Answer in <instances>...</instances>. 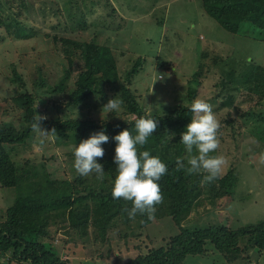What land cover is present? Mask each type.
<instances>
[{"label": "rangeland", "instance_id": "374dc122", "mask_svg": "<svg viewBox=\"0 0 264 264\" xmlns=\"http://www.w3.org/2000/svg\"><path fill=\"white\" fill-rule=\"evenodd\" d=\"M0 14L13 33L24 28L30 34L28 39L15 40L13 33L0 30L3 129L12 125L25 128V100L11 80L13 69L22 77L28 93L33 94L39 69L52 82L63 74L66 61L62 38L108 45L123 83L137 59L143 58L131 87L148 114L166 115L173 108L191 104L187 93L194 87V99L209 103L219 122V146L215 151L225 161L219 175L234 169L237 186L230 196L221 197L215 190L216 182L205 178L199 185L200 194L179 216L180 225L188 229L223 225L235 230L264 220V122L261 116L239 117L226 104L229 93L224 87L226 81L230 82L227 74L234 71L233 81L242 88L235 106L242 101L243 110H257L254 100L246 102L251 94L248 87L253 83L244 82L253 69L264 68V37H259L260 30L244 27L237 34L226 31L205 14L201 0H0ZM75 67L71 84L80 70ZM115 97L121 100L119 90L107 88L87 106L57 112L54 103H65L63 98L53 96L49 100L38 95L33 107L36 119L39 115L42 120L89 119L101 124L133 119L127 116L123 103L118 113L102 110ZM75 145L70 140L60 143L49 133L38 131L28 143L8 146L6 151L19 167L28 164L35 172L44 164L53 178L73 182L79 176L69 157ZM187 154L184 148V157ZM93 176L81 178L91 181ZM190 184L193 186V182ZM15 200L16 188L0 185V221ZM178 232L175 220L165 214L145 227L137 221L119 223L105 235L94 228L82 235L68 223L58 221L43 240L52 243L68 264H127L165 246ZM208 254L186 264H225L218 259L220 255ZM11 258V253L0 255V264H17ZM230 264H264V252L255 250L249 257L247 251Z\"/></svg>", "mask_w": 264, "mask_h": 264}, {"label": "trees", "instance_id": "16d2710c", "mask_svg": "<svg viewBox=\"0 0 264 264\" xmlns=\"http://www.w3.org/2000/svg\"><path fill=\"white\" fill-rule=\"evenodd\" d=\"M201 3L205 14L226 31L237 34L244 27H250L260 30L259 37H264V0H201ZM1 29L13 33L12 28L5 25L0 14ZM13 35L15 40L28 39L30 36L24 28L17 29ZM61 42L64 45L66 61L63 74L52 82L39 69L37 80L33 84V94L28 93L22 77L13 69L11 80L25 100L26 115L22 118L25 124L23 129L13 125L3 129L0 124V185L16 188L15 204L7 209L5 219L0 221V255L11 253L12 262L17 264H68L52 243L43 240L50 236V227L58 224V221L68 223L72 230L82 235L87 234L91 228L105 235L108 229L119 223L129 224L137 221L145 227L150 225L154 218H162L165 214L175 220L179 232L171 237L165 246L139 255L127 264H186L190 259L200 258L208 253L218 254L219 260L230 264L247 251L249 257L255 250L264 252V220L235 230L223 225L188 229L182 227L178 221L179 216L200 194L199 185L207 176L203 171L187 174L176 167L178 157L186 163L189 155L184 157V146L179 141L180 134L193 117L189 110L191 104L173 108L166 115L148 114L131 87L139 74L143 58L137 59L126 73L123 83L110 46L63 38ZM74 65L79 66L80 70L71 84ZM227 77L230 82L226 81L224 87L228 88L229 102L225 103L235 109L241 118L254 119L261 116L260 119L264 122V110H261L264 103V68L253 69L245 76L244 83H253L248 87L251 94L246 102L254 100L258 108L260 107L257 110H243L242 101L235 106L242 88L233 81L234 71L229 72ZM107 88L119 90L127 116L133 119L101 124L89 119L40 121L41 129L63 144L68 140L79 144L92 134L105 131L109 136V141L102 145L105 155L103 158H97L105 170L102 180L93 176L91 181H86L80 175L73 182L59 180L47 174L44 164L36 167L34 172L28 164L19 167L13 162L6 147L28 143L39 131L32 127L36 121V110L33 107L36 96H47L49 100L53 96L63 98L65 103H54L56 111L60 112L64 108L87 106L97 94H105ZM196 94V89L190 87L187 101L192 103ZM141 116H151L159 120V123L156 132L139 150H148L151 155L159 156L168 167V172L159 181L163 199L156 205L152 219L140 213L129 218L131 202L123 198L114 199L111 194L116 167L113 163L116 144L112 137L124 129L134 132L135 120ZM73 152L74 149L69 154L72 165ZM213 154L217 155V152ZM209 181L216 182L217 194L225 197L230 196L236 188L238 176L235 170L231 169L226 175H219ZM192 182L193 186L190 187Z\"/></svg>", "mask_w": 264, "mask_h": 264}, {"label": "clouds", "instance_id": "9594fccd", "mask_svg": "<svg viewBox=\"0 0 264 264\" xmlns=\"http://www.w3.org/2000/svg\"><path fill=\"white\" fill-rule=\"evenodd\" d=\"M122 103V100L115 97L110 99L102 110L118 113ZM189 110L193 117L180 134L179 141L189 155L186 163L178 157L176 167L187 174L203 171L207 173V180L215 179L225 163L223 156L213 154L219 146V122L211 105L204 100L194 99ZM42 119L43 117L38 115L32 127L46 135L48 132L40 127ZM158 123L159 120L151 116H141L135 120L134 132L124 129L112 137L116 144L113 156L116 167L111 194L114 199L123 198L131 202L129 218L140 213L152 219L156 205L163 199L159 181L168 172V167L159 156L151 155L148 150H139L156 132ZM108 141L109 136L102 130L75 145L73 167L80 176L95 175L98 180L104 178V166L97 158L104 157L105 149L102 145Z\"/></svg>", "mask_w": 264, "mask_h": 264}]
</instances>
